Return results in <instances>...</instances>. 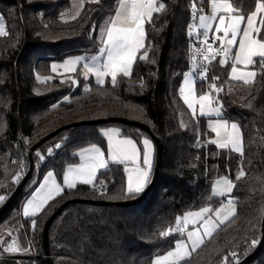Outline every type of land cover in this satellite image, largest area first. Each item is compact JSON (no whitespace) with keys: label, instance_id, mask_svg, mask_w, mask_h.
I'll use <instances>...</instances> for the list:
<instances>
[{"label":"trees","instance_id":"16d2710c","mask_svg":"<svg viewBox=\"0 0 264 264\" xmlns=\"http://www.w3.org/2000/svg\"><path fill=\"white\" fill-rule=\"evenodd\" d=\"M162 2L165 10L145 24V47L131 74L118 75L113 86L111 77L103 84L86 79L81 64L58 74L52 62L99 52L101 33L119 0H84L72 18L63 17L72 10V0H0L6 24V34L0 35V196L4 197L0 206L29 172V148L63 127L37 147L41 167L34 157L23 188L0 215V252L15 236L24 248L22 253L1 255L0 264H49L42 232L46 220L64 202L133 199L149 185L153 174L141 192L127 194L125 163L111 162L93 184L64 187L36 215L22 217V203L37 177L53 170L62 182L66 166L79 160L76 150L89 144L107 150L103 128L119 127L141 149L143 137L152 138L145 129L118 120L66 126L107 117L142 121L161 138L164 148L157 182L144 201L131 206L83 202L65 206L49 229L56 264H153L157 254L174 248L184 237L181 231L160 233L175 228L177 218L186 212L222 202L213 194L214 182L221 176L235 185L227 198L235 199L236 215L183 264H238L257 249L264 218V69L255 65V79L245 84L231 79V63L222 64L218 58L208 79L197 80L199 95L208 92L212 83L223 89L218 99L224 116L242 129L243 155L220 148L212 143L214 134L206 117L194 116L181 95L193 24L191 0ZM204 3L207 8L208 0ZM243 7L253 10V0H243ZM145 51L147 58L141 59ZM59 141L62 146L55 149ZM241 167L246 176L237 180ZM244 264H264V244Z\"/></svg>","mask_w":264,"mask_h":264},{"label":"snow or ice","instance_id":"6c2138e0","mask_svg":"<svg viewBox=\"0 0 264 264\" xmlns=\"http://www.w3.org/2000/svg\"><path fill=\"white\" fill-rule=\"evenodd\" d=\"M210 5V14L204 13L203 0L200 7H197V0H191V18L193 24L190 25L189 35H195L196 38L205 47L197 49L196 52L203 57L206 63H211L217 55L223 56L220 63L227 65L231 59V79L251 84L256 76L255 71L247 70L259 64L261 69H264V0H253L254 8L247 11L243 7V0H208ZM166 5L162 0H119L114 16L106 22L107 26L101 33V43L103 47L100 49L101 57L106 56V62L99 67H93L85 64L84 67L89 72H94L97 77V82L104 83V78L110 76L113 86L116 83L117 76H129L131 74V66L136 58L137 53L144 48L146 38L145 24L151 23L154 13H160L165 10ZM247 11V14L245 12ZM199 13V15H198ZM3 17L0 16V35H5L3 30ZM198 21V27L195 22ZM202 29V31H201ZM223 33V35H219ZM219 40L220 46L213 49L209 43ZM238 49L234 55H231L233 47ZM147 58V52L141 59ZM80 63V58L69 61L68 65L74 66ZM67 66V65H66ZM242 66V67H238ZM55 67V66H54ZM201 79H207V68L203 69ZM215 79H218L216 77ZM185 87L181 89V95L192 110L193 115H196V104H199L200 115H210L219 113L220 107L218 93L223 91L222 88H217L215 83L209 85V91L201 94L198 98L195 96V80L192 74L189 73L185 79ZM213 92L217 95H213ZM212 131L220 135V131L224 130L226 139L223 142L212 141L218 143L220 148H231L235 152L243 155V134L240 131L239 125L229 123L227 120L219 119L210 124ZM109 153L111 160L114 163H124L125 161L135 163L138 159V149L135 143L129 139H114V135L109 134ZM145 154L143 163L146 168L136 167L134 169L135 178L132 175L133 170H129L127 181V194L139 193L143 190L149 179V171L151 169V143L147 139L144 140ZM82 163L76 166H69L67 172L63 176V185L67 188H75L77 181L84 184H93V179L99 169H106L109 161L104 158V153L92 146L81 153ZM246 173L243 168L237 173L236 179L244 178ZM18 179V178H17ZM49 180L51 183H49ZM235 185L228 178H222L217 181V187L214 189L215 195H230ZM64 187L57 183L53 173L48 174V179L41 191L36 197L28 202V207L35 211L31 213L35 215L36 211L42 210L45 205L55 199L56 196L62 194ZM103 194V193H102ZM3 197H0V201ZM229 207L216 210L215 216L218 222L213 221L211 216L206 215L212 210L203 208L196 213H187L182 218L176 220V227L160 233L162 236H169L175 231H185L188 223H198L202 221L200 227L194 231L187 232V240L191 242L189 246L184 240L177 241L174 250L169 251L164 256L156 257L153 264H183L190 259L193 252L199 249L204 243V237L211 239L221 224L228 222L236 215L235 199L228 200ZM30 213L25 211V215ZM223 214V218L220 219ZM191 218V219H190ZM183 221V223H182ZM35 227V221H33ZM201 228L203 233H201ZM253 245L256 243L252 241ZM16 242L13 241V245ZM8 251H19L18 247L9 246ZM235 258L236 253H232ZM227 261L228 257L224 258Z\"/></svg>","mask_w":264,"mask_h":264},{"label":"crops","instance_id":"0c3cea01","mask_svg":"<svg viewBox=\"0 0 264 264\" xmlns=\"http://www.w3.org/2000/svg\"><path fill=\"white\" fill-rule=\"evenodd\" d=\"M204 13L206 14H210V5L208 4L207 8L205 6V9H204ZM202 30V29H201ZM219 35H223V33H220ZM210 38H211V34H210ZM213 41V40H212ZM145 42H146V38H145V41H144V47H145ZM238 42H239V38H238V41H237V46L236 47H233L232 50H231V54L234 55L238 49ZM214 44H219L220 46V41L219 40H216V41H213ZM142 50V49H141ZM139 53V52H138ZM137 53V55H138ZM136 55V57H137ZM77 58H80V63L79 64H76L74 66V70L81 64L83 66V74L85 76L86 79H89V78H93L95 79V81L97 82V77L95 75L94 72H89L88 69H86L84 67L85 64H88L90 66H93V67H99L100 65H102L103 63L106 62V56L105 57H101L100 55V51L93 54V55H90V56H86V55H75V56H70V57H67L63 60H58V61H53L52 62V68L53 70L58 73V74H62V73H66V72H71L73 71L72 70V66L68 65V62L69 61H72V60H75ZM136 59V58H135ZM223 59V57H222ZM135 61V60H134ZM134 64V62H133ZM132 64V66H133ZM67 65V66H66ZM55 66V67H54ZM132 66H131V69H132ZM238 67H242V66H238ZM247 70H250V71H255L256 74H257V70L254 68V67H250L249 69ZM188 74L189 72H185L184 74V77L182 79V83H181V89L185 87V79L188 77ZM192 74V73H191ZM110 77V76H108ZM108 77H105L104 78V81L108 78ZM256 77V76H255ZM254 77V79H255ZM192 78L195 80V96L198 98L200 95L197 93V79L194 77V75L192 74ZM230 78H231V69H230ZM253 79V80H254ZM207 93V92H206ZM204 94V93H203ZM221 106L220 104L217 105V107ZM196 114L200 115L199 114V104H196ZM201 116H205L206 117V123L208 125V127L212 130V128L210 127V124L215 122L216 120H219V119H223V120H227L229 121V123H236L237 125H239L238 122L236 121H233V120H229L227 119L225 116H224V112H223V109L222 107H220V111L219 113H212L210 115H201ZM240 127V125H239ZM240 131L242 132V129L240 127ZM102 134L105 136L106 140H107V143H108V148L107 150H104L100 145L98 144H89L87 146H84L82 148H79L78 150L75 151V154L77 155L78 157V162L76 163H71V164H68L66 166V169L64 171V174L63 176L65 175V173L67 172V169L69 168V166H76V165H79L80 163H82V158H81V153L86 150V149H90L92 148V146H96L97 148H99L103 153H104V158L106 160L109 161L108 163V166L109 164L112 162L111 160V156H110V153H109V137L107 135H105V133H109V134H114V133H118V135H114L113 138L114 139H129V140H132L134 143H135V146L136 148L138 149V159L135 163L133 162H129V161H125V168H126V187H127V181H128V176H129V170H133L132 171V175L133 177L135 178V172H134V169L138 166L140 168H146L147 166L143 163V159H144V154H145V146H144V140L147 139L148 141H150L151 143V149H152V155H151V169L149 171V179H148V182L153 174V171H154V166H155V154H156V146H155V143L154 141L150 138V137H143L142 139V143H143V149H141V147L139 146L138 142L132 138V137H129V136H125L121 133V129L119 127H115V126H111V127H107V128H103L101 130ZM213 140L217 141V142H223L225 139H226V136H225V132L224 130H221L220 131V135H217L216 132L213 131ZM243 134V133H242ZM218 144V143H217ZM229 149H231L229 147ZM232 150V149H231ZM243 150H244V141H243ZM234 151V150H233ZM43 159H45L44 157H42ZM100 170H103V169H99L96 173V176L94 177L93 179V182L95 181L98 173ZM49 173H53V176H54V179L56 180L57 183H60L62 185V187H66L63 185V180L62 182H60L56 175H55V172L53 170H48L44 175L43 177H41L38 181V183L36 184V186L34 187V189L31 191V193L29 194V196L27 197L26 200L23 201L22 203V207H21V215L22 217H30V216H34L32 215L31 213H33L35 210L33 208H29L28 207V202L33 200L37 193H39L42 189V187L44 186L45 184V180L48 179V174ZM222 178H228L229 180H231L228 176H221L219 177L215 182H214V185H213V194H214V189L217 187V181L221 180ZM232 181V180H231ZM147 182V183H148ZM49 183H51V181L49 180ZM78 183H82V182H79L77 181L76 184ZM147 183L145 184L144 188L146 187ZM143 188V189H144ZM232 193V192H231ZM215 195V194H214ZM227 195V194H226ZM226 195H216V196H219L221 197L223 200L222 202L217 205V206H213V205H207V206H204L202 208H199V209H193V210H201L203 208H210L212 210V212L208 213L206 215L205 218H207V216H211L214 220L213 221H216L218 222L217 218L215 217V212L216 210L218 209H221L222 207H224L225 209H227L229 207L228 205V200L230 197L226 198ZM231 195V194H230ZM228 196V195H227ZM0 197H3V196H0ZM4 199V197H3ZM3 201V200H2ZM2 201H0V204L2 203ZM236 207V205L234 206ZM27 210L28 213H30L29 215H25V211ZM193 210H190L188 212H192ZM236 210V208H235ZM39 211H36L35 215L38 213ZM186 212V213H188ZM185 213V214H186ZM184 214V215H185ZM183 215V216H184ZM182 216V217H183ZM222 218V217H220ZM202 224V221L198 222V223H195V224H190V230L189 231H194L195 228L197 227H200ZM201 233H203V229L201 228ZM183 234H184V237L183 238H187V232L186 230L183 231ZM208 237H204V240H206Z\"/></svg>","mask_w":264,"mask_h":264},{"label":"water","instance_id":"95a60500","mask_svg":"<svg viewBox=\"0 0 264 264\" xmlns=\"http://www.w3.org/2000/svg\"><path fill=\"white\" fill-rule=\"evenodd\" d=\"M110 120H118V121L124 122L126 124L137 125V126L145 129L146 131H148L150 133V135L153 138V141L155 143V146H156L155 166H154L153 177H152L149 185L142 192V194L139 197H136V198H133V199H127V200H121V201H107V200H96V199H88V198H74L72 200L64 202L61 206H59L56 209V211L54 213H52V215L46 220L44 228H43V232H42L43 248H44V251H45L46 259H47L49 264H56L54 259H53L52 254H51L50 244H49V229H50V226H51L53 220L55 219V217L70 202H83V203H91V204H98V205L131 206V205L138 204V203L144 201L146 199V197L148 196L149 192L153 189L155 183L157 182L159 169H160V165H161V162H162L164 145H163V141L161 140V138L159 136H157L153 132V130L146 123H144L142 121H139V120L128 119V118H124V117H107V118H101V119H96V120L79 121V122H75V123H70L69 125H66V126L76 125V124H79V123H82V122L83 123L84 122L100 123V122L110 121ZM66 126H64V127H66ZM62 128L63 127L58 128V129L52 131L51 133L45 135L41 140H39L37 143H35L33 146L30 147V152H29V158H30V161H31L30 170L24 176V178L22 179L20 184L16 187V189L13 191V193L4 202V204L0 206V215L6 210V208L16 198L18 193L23 188V186L25 184V181H26V179H27V177H28V175H29V173H30V171L32 169V164H33V160H34L33 153L36 151L37 147L43 141H45L46 139L52 137L55 133H57ZM263 244H264V218H263V222H262V238H261V241H260L257 249H255V251H253L246 258L241 260L238 264H244L246 261H248L251 257H253L259 251V249L262 247Z\"/></svg>","mask_w":264,"mask_h":264},{"label":"built area","instance_id":"2783aa9c","mask_svg":"<svg viewBox=\"0 0 264 264\" xmlns=\"http://www.w3.org/2000/svg\"><path fill=\"white\" fill-rule=\"evenodd\" d=\"M204 1L205 0H203V9H205V3H204ZM200 5H201V0H197V7H200ZM198 15H199V13H198ZM195 24H196L197 27L199 26L198 25V21H196ZM209 43L211 44V46H212L213 49H216V48L219 47V44H214L211 38L209 39ZM203 47H205V46L200 43V41L196 38L195 35H190L189 40H188V46H187V50H188V63H187L186 72L192 73L197 80H200L201 79V76L203 75V69L204 68H207V79H208L213 63L218 58H222L223 57V56L217 55L215 57V59H213L211 61V63H206L203 60V57L196 52L197 49H202ZM229 63H231V59H229ZM61 146H62V142L59 141V142H57L55 144V149H59ZM29 150H30V148H29ZM33 156L36 158V160L38 162V166L40 168L41 165H42L43 160H41L38 157V155L36 154V152L33 153ZM33 187L28 191V193H27V195L25 197L29 196V194L31 193ZM226 198H227V195H226ZM223 263L224 262H222V264Z\"/></svg>","mask_w":264,"mask_h":264},{"label":"rangeland","instance_id":"374dc122","mask_svg":"<svg viewBox=\"0 0 264 264\" xmlns=\"http://www.w3.org/2000/svg\"><path fill=\"white\" fill-rule=\"evenodd\" d=\"M84 2V0H72V10H70V12H68V13H65L64 15H63V17L64 18H72V17H74L75 15H77L78 14V12L80 11V9H81V6H82V3ZM0 16H2V14L0 13ZM3 17V16H2ZM2 23H3V30H4V32L6 33V24H5V20H4V18H3V20H2ZM41 79H45V77H43V76H39ZM88 85V84H87ZM152 139V138H151ZM153 140V139H152ZM38 181H39V178L37 177L36 178V180H35V182H34V187L36 186V184L38 183ZM34 187H33V189H34ZM32 189V190H33ZM28 197V196H27ZM27 197H25L24 198V200H26L27 199ZM230 198H233L232 196H230ZM229 198V199H230ZM235 205H236V210H237V204H236V202H235ZM234 205V206H235ZM200 210H193L192 212H188V213H196V212H199ZM187 214V213H186ZM216 217V216H215ZM221 217L223 218V214L221 215ZM182 218V217H181ZM217 218V217H216ZM222 218H220V219H222ZM191 219V218H190ZM212 220H214L213 218H212ZM182 223H183V221H182ZM190 224H193V223H188L187 225H186V232H188L189 230H190ZM183 233V232H182ZM180 240H184L186 243H188L189 244V246L191 245V242L190 241H188L187 240V238H182V239H180ZM179 240V241H180ZM13 241H15L16 242V244L15 245H13ZM9 246H15V247H18L19 248V251H8L7 249L9 248ZM29 249H31L32 251H33V246H32V241H31V239L29 238ZM175 248V247H174ZM174 248H172V249H170V250H168V251H166V252H163V253H159V254H157L155 257H154V259H153V262L155 261V259H156V257H158V256H164V255H166L169 251H172V250H174ZM24 251V248L22 247V245H21V243H20V240H19V238L17 237V236H15V238L13 239V240H11V242L10 243H8L5 247H4V249H3V251H1L0 252V256L1 255H3V254H8V255H12V253H16V252H20V253H22ZM110 264H112V263H110Z\"/></svg>","mask_w":264,"mask_h":264}]
</instances>
